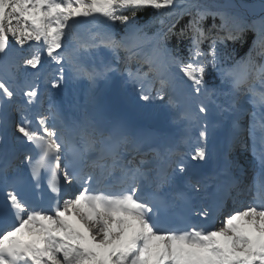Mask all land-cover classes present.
I'll return each mask as SVG.
<instances>
[{
    "label": "snow or ice",
    "instance_id": "snow-or-ice-1",
    "mask_svg": "<svg viewBox=\"0 0 264 264\" xmlns=\"http://www.w3.org/2000/svg\"><path fill=\"white\" fill-rule=\"evenodd\" d=\"M226 7L231 6L206 0H0V110L4 113L0 126L7 129L9 110L14 108L21 119L12 124V139L32 146L25 155L27 175L13 168L7 154L0 159V264H264V64L253 60L257 47V55L264 57V0L251 18L223 10ZM144 9L155 10L150 23L160 24L151 37L138 23V13ZM185 15L190 17L187 24L175 31ZM208 17L213 23L205 28ZM117 24L123 26V35L117 36ZM84 25H89L87 39L77 31ZM248 32L254 34L252 47L232 68H225L232 56L229 44L244 42ZM173 36L177 46L170 48ZM185 39L188 54L182 56L179 45ZM146 42L154 45L159 65L151 57H141ZM205 42L207 49L202 47ZM100 48L124 63L128 82L134 87L140 84L144 101L153 99L145 93L144 83L158 80L156 95L163 99L166 88L175 83V69L189 95L204 97L220 114L232 113L234 138L244 143L246 132L260 162L261 204L227 213L219 228L201 227L190 215L178 216L176 225L165 226L177 200L185 201L183 193L169 198L164 192L174 183L176 169L186 170L182 153L172 162L159 152L152 159L138 150L125 155L127 140L116 130L90 120L58 127L59 117L51 109L48 115L36 113L33 127L28 105L39 93L28 81L35 73L27 69L39 71L47 58L59 67L61 79L67 68L73 78L86 75L94 84L98 77L119 71L111 62H101L103 71L84 63ZM133 61L139 65L135 71L130 67ZM144 64L147 72L142 70ZM249 64L260 81L259 90L249 83L247 72L236 71ZM209 66L221 77V84L211 88L206 81ZM59 83L55 81L53 87ZM21 95L27 98L23 104ZM213 97L223 101L217 103ZM245 98L251 111L241 104ZM196 103L199 113L209 112L204 100ZM245 115L246 128L241 124ZM207 138L205 124L191 154L193 161L207 158L199 142ZM45 179L54 197L47 208L34 203ZM62 183L71 190L67 198H62ZM98 183L105 187H94ZM191 187L194 196L199 195V181ZM188 203L190 213L205 218L212 214L206 205ZM216 210H221L220 204Z\"/></svg>",
    "mask_w": 264,
    "mask_h": 264
},
{
    "label": "rangeland",
    "instance_id": "rangeland-1",
    "mask_svg": "<svg viewBox=\"0 0 264 264\" xmlns=\"http://www.w3.org/2000/svg\"><path fill=\"white\" fill-rule=\"evenodd\" d=\"M85 26H89V25H85ZM154 33L155 32H153L152 34L147 33V35L151 37ZM95 51H96V56L99 58H102V61L104 63L111 62L113 68H119V71L108 72V73H114L115 75L118 76V81L120 82V87H121L120 90H123V95L127 101L126 103H128L130 107H131V104L137 105L139 104L138 102H142V104L144 105L141 108V105L139 104L138 105L139 107H137L139 108V110L142 109L149 113V109H150V111L153 112L155 115H160V116L163 114L166 115L165 118H168L170 120L169 121L170 123L174 121V123H176L182 131H187L188 138H192L194 133H199V130L202 127H204L205 124L207 125V128H208V126H210V123L212 122H218L217 125L220 124L221 127L225 123V120L222 118V114H220V116L218 115L217 113L218 110L215 104L210 103L204 97L196 98L194 96L189 95V89L187 88L186 84L181 83L180 77L182 76V74H180L177 70L175 69L172 70V73L175 75V83L172 86L166 88L165 91L167 94L164 96L163 99L157 98V95H156L155 89L160 87L158 80H156L155 83L145 82L144 83L145 93L150 94L153 97V99H151L150 101H144L140 98L141 97L140 84H136L134 87L131 82H128L127 73L124 71V68H125L124 63L114 61L112 54L107 49L100 48ZM259 51L260 49L259 47H257L255 51L253 52V57L255 56L258 57V60L255 61L256 64H258L259 61H260V64H264V57L257 55ZM141 52H142L141 54L142 58L151 57L155 59L157 65H159V58H158L157 53L154 52V45L152 43L146 42ZM230 59L232 60V57L227 59L225 64L223 65L225 68H232L235 61H239L237 59V60H233V62H229ZM48 61L49 60H45L44 65ZM138 66L139 65H137L135 61H133L130 65L133 71H135L136 67ZM0 70H2V68H0ZM142 70L144 72H147L148 65L144 64ZM53 71L56 72L55 69ZM236 71L241 74L247 72L249 74V83L253 85L252 82H254L256 78H255L254 68L251 64H249L247 68H245L244 66H240L236 69ZM208 73H209L208 76L210 75L212 76L211 79H216L214 75L215 74L218 75V78H217L218 84H216L215 86L221 84L220 74L217 71L213 70L211 66L208 67ZM22 79L23 77L20 78V80ZM151 79L152 78L150 77L149 80ZM19 83L22 85L21 82ZM224 90L227 91V86H225ZM84 94L85 96H87L88 92L84 91ZM197 99L204 100V102L208 105L209 112L207 114H201L198 112V107L196 103ZM213 99H216V101L219 103L223 101V97H220V98L213 97ZM241 104L244 108L246 106H250V104L246 102V98L241 101ZM221 127L218 131V134H220ZM247 145L245 147L242 144L236 145L233 150L234 159L236 162H238V169L244 170L245 173L248 167L250 168L253 166V160L247 154ZM148 158H150V155H148ZM245 173L243 174L244 175L243 179L246 178ZM250 174L251 172H248L247 176L249 177ZM243 190L248 192L249 190L248 182L244 183ZM236 206L237 205L234 206L233 211L239 210V209H235ZM222 220L223 219H220V223H219L220 226H221ZM220 226L215 225V228H219Z\"/></svg>",
    "mask_w": 264,
    "mask_h": 264
},
{
    "label": "trees",
    "instance_id": "trees-1",
    "mask_svg": "<svg viewBox=\"0 0 264 264\" xmlns=\"http://www.w3.org/2000/svg\"><path fill=\"white\" fill-rule=\"evenodd\" d=\"M207 3L210 4H218V5H229L231 7H226L225 11H229V12H238L244 16H250L253 14L254 11V0H206ZM155 15V10L153 9H144L141 10L138 13V23L144 27V32L151 34L154 31H156L157 28L160 27L159 22H155V23H150L152 21L153 16ZM189 16L185 15L183 16L179 22L176 24V28L175 31H179L182 27H184L188 20H189ZM204 27L208 28L211 26V24L213 23L212 18L208 17L204 22ZM216 23L219 24V18H217ZM120 29V30H119ZM114 30H118V34L117 36L123 35L124 34V29L122 25H115V29ZM254 39V34L252 32H248L246 35V39L244 42L242 43H237L235 45H232L231 43L228 46V50L230 52H232V61L238 58H242L244 57L247 52L248 49L250 47H252V40ZM187 45H188V40L185 39L180 45V55L182 56H187ZM177 46V40L176 37L173 36L171 37V39L168 41V47L172 48V47H176ZM202 47L204 49H207L208 47V43L205 42ZM231 60V59H230ZM212 76H206V81L207 84L209 86H211L214 82L217 81L216 79H211Z\"/></svg>",
    "mask_w": 264,
    "mask_h": 264
},
{
    "label": "bare ground",
    "instance_id": "bare-ground-1",
    "mask_svg": "<svg viewBox=\"0 0 264 264\" xmlns=\"http://www.w3.org/2000/svg\"><path fill=\"white\" fill-rule=\"evenodd\" d=\"M113 77H115V74L114 73L107 74V78L104 80L103 84L101 85V90L99 91L98 95L94 99H92L90 101V103H89V106L88 107H91L90 109L94 108L99 102L104 101V99H102L101 96L105 93L106 87L108 85V82ZM25 99H27V98L25 97ZM138 103L141 105V108H142L144 104H142V102H138ZM139 104H137V105L136 104H131V107H130V105L127 103L126 105H123L122 108L117 109L116 112L118 113V115L125 116L126 117V122H128V124H132V123L138 121V122H141L142 123V126H145V124L147 122H151L154 119L155 114L153 112H151L150 109H149V113L146 112V111H144V110H142V109L139 110V108H137V107H139L138 106ZM125 106H126V109H125ZM111 109L113 110V108H111ZM1 115L4 116V113H3L2 110H1ZM165 117H166V115H164V114L161 115V119H162V122H161V125H160L161 128H164L165 126H173V125L177 126L174 123V121H172L170 123L169 122L170 120L168 118H165ZM182 132H180V137L182 136ZM213 132L215 133V136L218 135L216 129H214V128H213ZM191 147H194V145L191 144ZM13 151L11 153V157H13V159H14V152ZM26 151H28V149ZM156 152H159V151H156ZM151 156L154 157L155 155L152 154V153H150V157ZM20 158H21V156H18V158L16 159V161H19ZM15 165H17V164H15ZM206 175L209 176L208 174H206ZM216 217L221 218V219H224V215H217Z\"/></svg>",
    "mask_w": 264,
    "mask_h": 264
},
{
    "label": "water",
    "instance_id": "water-1",
    "mask_svg": "<svg viewBox=\"0 0 264 264\" xmlns=\"http://www.w3.org/2000/svg\"><path fill=\"white\" fill-rule=\"evenodd\" d=\"M107 99L110 100L115 106L119 107L121 106V99L118 92V82L115 80L112 82V84L109 87V91L107 93ZM161 119L160 117L155 118L156 123H160Z\"/></svg>",
    "mask_w": 264,
    "mask_h": 264
}]
</instances>
